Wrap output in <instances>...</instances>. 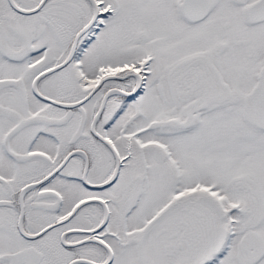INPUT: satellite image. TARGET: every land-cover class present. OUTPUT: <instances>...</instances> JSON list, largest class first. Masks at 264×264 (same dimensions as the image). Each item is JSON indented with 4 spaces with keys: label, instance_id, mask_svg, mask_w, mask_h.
<instances>
[{
    "label": "snow or ice",
    "instance_id": "1",
    "mask_svg": "<svg viewBox=\"0 0 264 264\" xmlns=\"http://www.w3.org/2000/svg\"><path fill=\"white\" fill-rule=\"evenodd\" d=\"M0 264H264V0H0Z\"/></svg>",
    "mask_w": 264,
    "mask_h": 264
}]
</instances>
